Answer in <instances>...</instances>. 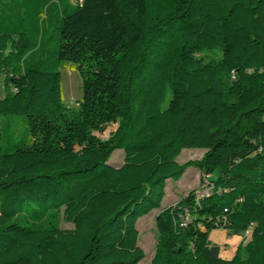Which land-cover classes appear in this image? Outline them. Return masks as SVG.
Returning <instances> with one entry per match:
<instances>
[{
  "label": "trees",
  "instance_id": "trees-1",
  "mask_svg": "<svg viewBox=\"0 0 264 264\" xmlns=\"http://www.w3.org/2000/svg\"><path fill=\"white\" fill-rule=\"evenodd\" d=\"M0 77L26 126L0 145V264H138L137 220L188 167L207 193L156 214L149 264H264V0H0ZM220 228L251 229L230 260Z\"/></svg>",
  "mask_w": 264,
  "mask_h": 264
},
{
  "label": "rangeland",
  "instance_id": "rangeland-1",
  "mask_svg": "<svg viewBox=\"0 0 264 264\" xmlns=\"http://www.w3.org/2000/svg\"><path fill=\"white\" fill-rule=\"evenodd\" d=\"M61 76V91L63 97V104L67 109L75 110L76 101L81 98V79L73 65L67 62H63L59 69ZM4 96L3 78L0 77V98ZM116 125H109L101 133H94L101 139L108 138L109 134L113 132ZM26 126L23 116H6L0 118V135H1V149L2 151L10 150L13 146L22 141L25 136ZM203 154L202 150L197 149H183L176 157V162L183 164L189 160H197ZM123 151L115 150L111 154L108 160V164L111 166L119 165L122 162ZM201 188V175L194 167H188L181 178L174 182L167 180L164 197L161 201L160 207L154 209L145 216L139 218L136 222V230L138 232L137 245L144 252V258L138 264H149L155 245V229L154 218L158 212L170 206V204L176 203L181 196H184L190 190H200ZM61 228H70L71 224H66L61 221ZM217 233L214 232L212 239L216 237Z\"/></svg>",
  "mask_w": 264,
  "mask_h": 264
},
{
  "label": "crops",
  "instance_id": "crops-1",
  "mask_svg": "<svg viewBox=\"0 0 264 264\" xmlns=\"http://www.w3.org/2000/svg\"><path fill=\"white\" fill-rule=\"evenodd\" d=\"M214 232H219V233H217L216 234L217 236L212 239V235ZM250 234H251V229L247 230L244 234L231 235L228 233L227 230L220 228V229L212 230L209 233L208 239L211 244L216 245L219 248V256L222 259L230 260L234 257L237 248L244 246L249 241Z\"/></svg>",
  "mask_w": 264,
  "mask_h": 264
},
{
  "label": "built area",
  "instance_id": "built-area-1",
  "mask_svg": "<svg viewBox=\"0 0 264 264\" xmlns=\"http://www.w3.org/2000/svg\"><path fill=\"white\" fill-rule=\"evenodd\" d=\"M79 1H81V0H79ZM204 182H205V187L202 188L200 191H198V193L196 194V198H200V197H202L204 194L207 193L208 188L206 187V183H207V182H206V178H205Z\"/></svg>",
  "mask_w": 264,
  "mask_h": 264
}]
</instances>
